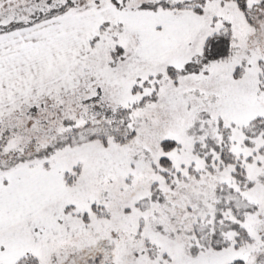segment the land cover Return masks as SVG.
I'll list each match as a JSON object with an SVG mask.
<instances>
[{
  "label": "snow or ice",
  "instance_id": "obj_1",
  "mask_svg": "<svg viewBox=\"0 0 264 264\" xmlns=\"http://www.w3.org/2000/svg\"><path fill=\"white\" fill-rule=\"evenodd\" d=\"M0 264H264V0H0Z\"/></svg>",
  "mask_w": 264,
  "mask_h": 264
}]
</instances>
